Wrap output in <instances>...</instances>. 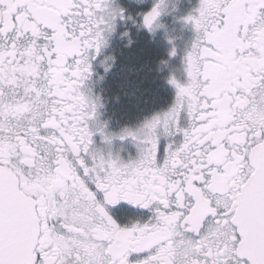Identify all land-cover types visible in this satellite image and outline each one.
I'll use <instances>...</instances> for the list:
<instances>
[{"label":"snow or ice","instance_id":"snow-or-ice-1","mask_svg":"<svg viewBox=\"0 0 264 264\" xmlns=\"http://www.w3.org/2000/svg\"><path fill=\"white\" fill-rule=\"evenodd\" d=\"M167 6L138 26L163 28ZM182 19L173 103L110 133L87 83L135 18L116 0H0V264H264V0H199Z\"/></svg>","mask_w":264,"mask_h":264},{"label":"flooded vegetation","instance_id":"flooded-vegetation-1","mask_svg":"<svg viewBox=\"0 0 264 264\" xmlns=\"http://www.w3.org/2000/svg\"><path fill=\"white\" fill-rule=\"evenodd\" d=\"M155 0H142L141 3L134 2V0H116V3L121 7L128 10V14L135 18V23L133 21L121 22L119 21L118 30L109 38L108 46L102 51L101 55L93 62V72L91 80L88 81L87 86L91 87L93 94L101 98L102 107L99 109V121L101 123H107L106 132L117 133L115 131H121L125 127H136L138 126L145 118H142L144 115L148 117L155 114L156 109H160L161 105L165 108L171 106L174 101L176 90L174 87H159L162 89L163 101L154 104L153 106L148 107L146 112L141 113L133 118L129 119H119L118 114H114V109L120 108L123 104L122 100L117 96L118 87H110L112 80L115 78L117 71H119V58L122 51H128V48L133 44L144 43L145 40L149 42L162 43L165 42V35L160 34V28L157 29L154 33H149L146 29L139 27L140 14L148 11ZM167 8L164 14L160 17V23L164 27H170L171 21L175 11L178 9L185 11V14L188 15L199 5V0H167ZM129 32V38L131 39V44H129V38H121V33ZM156 33V34H155ZM166 37L173 41L172 44H175V36L166 34ZM168 42V41H167ZM130 45V46H129ZM174 46L171 45V49ZM123 55V53H122ZM111 56L113 60L108 61L109 70L105 72V66H102V61L105 57ZM175 56L172 57V65L169 63V69L171 75L175 76ZM171 67V68H170ZM102 77V83L99 84V81ZM108 80H111L109 82ZM117 93V95H116ZM104 96V98H103ZM106 100V103H105ZM108 103V116L103 115V109L107 107ZM139 122V123H138ZM96 145L100 148H104L105 151L108 150L109 146L101 142L99 135L94 137ZM164 141L161 140V146L163 147ZM111 150L115 154L119 152L121 157L125 160L128 159L129 155L135 156L137 154V149L130 140L120 141L114 140L110 146ZM127 211V215L131 218H136L139 216L147 215L140 210H135L129 208L127 205H121ZM135 259V257H133Z\"/></svg>","mask_w":264,"mask_h":264},{"label":"trees","instance_id":"trees-1","mask_svg":"<svg viewBox=\"0 0 264 264\" xmlns=\"http://www.w3.org/2000/svg\"><path fill=\"white\" fill-rule=\"evenodd\" d=\"M122 53L119 71L110 87H118L116 95L123 98V104L115 108L114 114H118L119 119H129L163 101L159 87H163L164 77L169 72L168 49L163 42L155 44L145 40Z\"/></svg>","mask_w":264,"mask_h":264},{"label":"rangeland","instance_id":"rangeland-1","mask_svg":"<svg viewBox=\"0 0 264 264\" xmlns=\"http://www.w3.org/2000/svg\"><path fill=\"white\" fill-rule=\"evenodd\" d=\"M187 15L185 14V11H182L180 9H178L177 11H175L172 21H171V26L170 27H163L160 28V34L159 35H165V42H163L167 49H168V61L169 63L172 65V57L169 56V51L171 50V45L175 47L176 49V55H175V77L177 78L178 81L183 82L185 80V73H184V65H183V56L184 53L186 51L187 48L190 47L193 38H194V32L192 31L191 27L189 25H186L183 22L184 17H186ZM117 23H119V20L117 21ZM118 25L116 27V30H118ZM156 34V33H155ZM166 34L169 35H174L175 36V44H170L168 41V38L166 37ZM178 56L180 58H178ZM166 64H164L165 66ZM119 66V63H118ZM171 68V67H170ZM172 76L170 69L169 72L166 74V76L164 77V85L163 87H173L172 85H170L168 83V79L169 77ZM109 82H111V80H108ZM102 83V77L99 81V84L101 85ZM176 94V93H175ZM104 98V96H103ZM105 99V98H104ZM106 103V100H105ZM108 103H107V107L103 109V115L104 116H108ZM168 109V106H166L165 108L161 105L160 109H156L155 113L157 112H161V111H166ZM115 110V109H114ZM142 118H147V116H143ZM139 123V122H138ZM117 133H119V131H115Z\"/></svg>","mask_w":264,"mask_h":264}]
</instances>
